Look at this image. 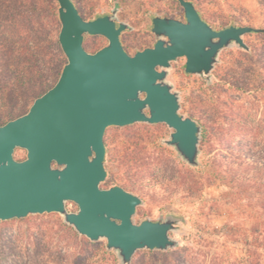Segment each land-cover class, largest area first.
<instances>
[{"label":"rangeland","instance_id":"rangeland-1","mask_svg":"<svg viewBox=\"0 0 264 264\" xmlns=\"http://www.w3.org/2000/svg\"><path fill=\"white\" fill-rule=\"evenodd\" d=\"M75 2L87 19L107 14L119 3L120 20L133 27L122 34L132 54L155 42L153 15L184 17L177 0ZM195 2L214 28L231 24L264 27V0ZM0 3V43L6 52V61L0 63L2 123L26 112L57 81L67 58L53 43L61 26L57 0ZM24 17L33 19L35 32L28 41L32 55L19 58L8 53L20 42L14 20ZM245 40L250 51H221L211 84L186 73L185 58L173 62L170 78L182 92L181 112L207 129V138L201 140V167H190L161 142L171 132L164 123L107 128L108 177L102 186L121 185L143 198L135 215L137 222L176 214L183 217L185 228L183 234L170 233L180 240L177 247L139 250L131 264H214L222 256L237 264H264V32L247 34ZM106 44L101 35H87L84 42L92 52ZM15 155L24 158L26 151L18 149ZM68 207L77 209L74 202ZM64 223L58 213L0 221V264H120L105 240L91 241L70 225L65 230ZM256 227L258 233L253 236L251 230Z\"/></svg>","mask_w":264,"mask_h":264},{"label":"water","instance_id":"water-1","mask_svg":"<svg viewBox=\"0 0 264 264\" xmlns=\"http://www.w3.org/2000/svg\"><path fill=\"white\" fill-rule=\"evenodd\" d=\"M185 21L155 16L153 46L130 53L122 33L119 3L109 13L87 19L73 0H57L60 46L67 62L57 81L29 109L0 125V221L58 213L91 241H106L120 264H131L142 249L169 250L183 234V217L167 214L137 222L143 198L121 185L102 186L108 177L105 133L110 126L164 123L162 143L190 167H201L203 126L181 112L182 92L170 78L173 62L211 84L224 48L250 51L245 36L264 27L231 24L214 28L192 0H177ZM86 35L107 44L96 51ZM26 151L17 158L16 150ZM77 205L76 210L68 207Z\"/></svg>","mask_w":264,"mask_h":264},{"label":"trees","instance_id":"trees-1","mask_svg":"<svg viewBox=\"0 0 264 264\" xmlns=\"http://www.w3.org/2000/svg\"><path fill=\"white\" fill-rule=\"evenodd\" d=\"M74 1V3H75V5H76V7H77V9L79 10V12L81 13V11H80V9H79V7L77 6V3L75 2V0H73ZM192 1H194V3L196 4V6H197V8L199 9V11H200V13H201V15H202V17H203V14H202V12H201V10H200V8H199V6H198V4H197V2H195V0H192ZM0 10L2 11V3H0ZM31 16V15H30ZM27 18V19H26ZM57 18H58V20L60 21V19H59V15L57 14ZM204 18V17H203ZM24 19H26V20H14L15 22H14V24H13V26H14V28H15V32H16V34L18 35V37H20V42H19V45H16V47H15V45L12 47V48H10L9 49V53L8 54H10V53H12V55L14 54L16 57H26V56H29L28 54H30V55H32V53H31V51H28V49H29V47H30V45L31 44H28V41L30 40V38H32L31 36H33V32H35V23L33 22V19L31 18V17H24ZM41 28H45V26H41ZM40 30V29H39ZM38 30V31H39ZM32 34V35H31ZM87 36V35H86ZM86 36H85V38H86ZM85 42V41H84ZM53 43H54V45H56L58 48H59V50L61 51V53L63 52V50H62V48H61V46H60V43H59V39H58V37L55 39V41H53ZM249 45V44H248ZM38 46V45H37ZM250 46V45H249ZM3 48V46H2V43H0V63H2V62H4V61H6L5 59H4V56H6V52H2L1 51V49ZM7 47H5V49H6ZM6 51V50H5ZM28 51V52H27ZM16 53H18V55L16 54ZM64 53V52H63ZM65 65V64H64ZM63 65V66H64ZM52 86V85H51ZM50 86V87H51ZM49 87V88H50ZM48 88V89H49ZM44 93V92H43ZM42 94V93H41ZM41 94H39V95H41ZM21 114H23V113H21ZM21 114H19V115H21ZM18 116V115H17ZM17 116H14V117H11V118H9L8 120H10V119H12V118H15V117H17ZM195 119V118H194ZM8 120H6V121H8ZM5 121V122H6ZM5 122H2V123H0V125L1 124H3V123H5ZM207 138V129H206V126L204 125V127H203V133H202V142L203 141H205V139ZM106 147H107V157H106V163L108 162V160H109V157H108V146H107V143H106ZM254 163H256V165H258V164H260V162H258V161H254ZM25 218V217H24ZM21 219H23V218H21ZM20 219V220H21ZM64 226H65V230H68V224H66V223H64ZM70 227V226H69ZM71 228V227H70ZM252 231V233H253V236L256 234V233H258V228L256 227V228H254L253 230H251ZM259 231H260V229H259ZM262 235H263V237H262V239H263V244H264V227H263V230H262ZM149 252H153L154 250H150V249H147ZM249 256L251 257V253L249 254ZM252 256H253V254H252ZM214 259H215V257H214ZM186 263V262H185ZM230 263H232L228 258H224L223 256L220 258V260L219 261H217V260H214V264H230ZM232 264H237L236 262H235V260H234V262L232 263ZM252 264V263H251Z\"/></svg>","mask_w":264,"mask_h":264},{"label":"flooded vegetation","instance_id":"flooded-vegetation-1","mask_svg":"<svg viewBox=\"0 0 264 264\" xmlns=\"http://www.w3.org/2000/svg\"><path fill=\"white\" fill-rule=\"evenodd\" d=\"M155 16H162V17H164V15H153V17L151 18V21L153 20V18L155 17ZM179 20H181V21H185V17H183V18H181V19H179ZM126 31V30H125ZM124 31V32H125ZM123 32V33H124ZM122 33V34H123ZM152 33V35H153V38H155V41L158 39V36L157 35H155L153 32H151ZM121 38H122V36H121ZM123 41V40H122ZM155 43V42H154ZM154 43L153 44H150V45H146V46H144L143 48H145V47H148V46H153L154 45ZM189 74V73H188ZM190 74H193V73H190ZM154 220H156V219H154Z\"/></svg>","mask_w":264,"mask_h":264}]
</instances>
